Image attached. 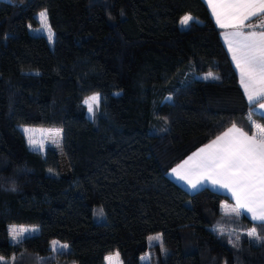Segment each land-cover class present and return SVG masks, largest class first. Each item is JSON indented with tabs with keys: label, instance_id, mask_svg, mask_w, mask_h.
<instances>
[{
	"label": "trees",
	"instance_id": "trees-1",
	"mask_svg": "<svg viewBox=\"0 0 264 264\" xmlns=\"http://www.w3.org/2000/svg\"><path fill=\"white\" fill-rule=\"evenodd\" d=\"M42 11L52 44L29 31ZM220 35L204 0H0V257L37 264L56 240L68 250L42 264H264L260 223L167 177L233 123L253 132ZM21 126L46 129L44 154ZM13 225L38 230L13 244ZM253 227L261 241L237 232Z\"/></svg>",
	"mask_w": 264,
	"mask_h": 264
},
{
	"label": "snow or ice",
	"instance_id": "snow-or-ice-1",
	"mask_svg": "<svg viewBox=\"0 0 264 264\" xmlns=\"http://www.w3.org/2000/svg\"><path fill=\"white\" fill-rule=\"evenodd\" d=\"M211 7L219 28L225 29L222 33L233 63L240 74L241 87L251 107L259 105L264 110V0H207ZM39 18L44 22L45 31L49 42H52L53 33L47 23V13L42 11ZM256 18L259 23L251 21ZM193 20L191 15H184L179 23L182 27H188ZM248 29V30H245ZM204 80H218L219 77L212 71L207 72ZM118 94V93H117ZM171 100V97H167ZM101 97L93 94L84 99L83 104L87 107L90 116H94L100 109ZM254 111H249L248 119L256 131L249 135L248 132L237 127L233 123L226 132L217 136L209 144L198 149L189 156L182 164L177 165L171 171L180 180L185 181L191 189H197L210 183L213 188L226 190L231 194L235 205L230 212L239 217L242 210L250 214L254 222H259L264 227V126L257 125L252 116ZM264 116V111L261 112ZM30 147L35 149L37 141L29 135L33 130L22 128ZM53 137V143L60 146V141L55 139L61 136L59 129L49 130ZM43 150V144L39 145ZM51 171V170H50ZM12 191H15L13 186ZM226 208V205H222ZM103 216V211L99 213ZM35 228L9 227V234L13 241H19L25 233L35 232ZM221 233L223 230H220ZM247 236L261 241L262 237L257 234L256 227L247 232ZM159 235L149 237V240H160ZM240 237L235 241L229 239L234 248L239 247ZM53 251L67 250V244L55 246ZM106 261L110 257L105 258ZM0 264H4V258L0 257ZM37 264H42L38 260Z\"/></svg>",
	"mask_w": 264,
	"mask_h": 264
},
{
	"label": "crops",
	"instance_id": "crops-1",
	"mask_svg": "<svg viewBox=\"0 0 264 264\" xmlns=\"http://www.w3.org/2000/svg\"><path fill=\"white\" fill-rule=\"evenodd\" d=\"M204 2H205V0H204ZM208 10H209V12H210V15H211V17H212V19H213V21H214V23H215V25L217 26V24H216V21H215V18L213 17V15H212V13H211V10L209 9V6H208ZM260 21H259V19H256V18H254L252 21H251V23H253V24H256V23H259ZM218 27V26H217ZM219 28V27H218ZM220 29V31H221V35H220V38H221V41H222V44L224 45V47H225V49H226V51H227V53H228V56H229V59H230V61H231V64H232V66H233V68H234V70H235V72H236V74H237V77H238V82H239V86H240V88H241V90H242V93H243V95H244V97H245V100H246V102L248 103V100H247V98H246V96H245V93H244V90H243V88L241 87V83H240V74H239V71L236 69V67H235V64L233 63V61H232V58H231V54L229 53V51H228V48H227V45L225 44V42H224V39H223V35H222V33L224 32V31H227V30H225V29H221V28H219ZM245 30H248V29H245ZM249 104V103H248ZM252 108V110L251 111H254V113L255 114H257V115H260V116H262L261 115V112L262 111H264V110H261V109H259V105L257 104V105H255L254 107H251ZM264 117V116H263ZM257 125H259L257 122H255ZM232 126H230L229 128H231ZM238 127V126H237ZM229 128H227L224 132H226ZM240 128V127H239ZM243 130V129H242ZM254 131H256V129L253 127V132ZM224 132H222V133H224ZM221 133V134H222ZM220 134V135H221ZM252 134V133H251ZM251 134H249V135H251ZM219 136V135H218ZM216 138V137H215ZM214 138V139H215ZM213 139V140H214ZM211 142V141H210ZM209 142V143H210ZM209 143H207V144H209ZM206 144V145H207ZM205 145H203V146H201V147H199V148H197L196 150H194L193 152H191L188 156H186L179 164H182L189 156H191L194 152H196L198 149H200V148H202V147H204ZM29 150H31V149H29ZM32 151V150H31ZM34 152H36V151H34ZM179 164H177V165H179ZM177 165L176 166H174V167H172L169 171H168V173H167V177L173 182V183H175L176 185H178L180 188H182L184 191H186V192H188V193H194V192H196V191H198V190H200V189H202V188H208L209 190H211V191H214V192H217V193H220V194H223V195H226L228 198H229V200H230V203H223L222 205H226L227 207L226 208H222L221 207V210H222V213L223 214H229V215H232L233 213H231L230 212V209L235 205V201L232 199V197H231V194L230 193H228L226 190H222V189H217V188H213L212 186H211V184L210 183H205V186H203V187H199L198 186V188L197 189H191L190 187H189V185L185 182V181H183V180H180V179H178L177 177H176V175L175 174H173L172 173V169L173 168H176L177 167ZM221 205V206H222ZM241 215H243L244 217H246L248 220H250L252 223H257V224H259V222H254L252 219H251V217H250V214H248V213H245V212H243V210H242V214ZM31 233H33V234H35L36 232H31ZM5 264H9L10 262H11V260H9V259H5Z\"/></svg>",
	"mask_w": 264,
	"mask_h": 264
},
{
	"label": "rangeland",
	"instance_id": "rangeland-1",
	"mask_svg": "<svg viewBox=\"0 0 264 264\" xmlns=\"http://www.w3.org/2000/svg\"><path fill=\"white\" fill-rule=\"evenodd\" d=\"M205 3H206V5H207V7H208L209 4L207 3V0H205ZM209 9L211 10V7H210V6H209ZM211 13H212V10H211ZM213 17H214V16H213ZM36 18H37V20H38V22H39V27H38L37 29H32V28H30V30H29L30 33H31L32 35H35V36H43V37H45V38L47 39V41L49 42L48 34H47V32L45 31V28H44V22L41 21V19L39 18V14L36 15ZM214 18H215V17H214ZM179 21H180V20H179ZM192 21H195V22L199 23V21H197L195 18H193ZM192 21H190V22H192ZM47 23H48V22H47ZM178 27H179V29H181V30H184V29L186 28V27H182V26L180 25L179 22H178ZM52 41H53V39H52ZM49 43H50V42H49ZM50 44H52V42H51ZM204 75H205V74H202V75L199 76L201 80H204V79L202 78ZM206 81H210V80H206ZM84 106H85V105H84ZM85 108H86V115H87V117H88L89 119H92L94 116H90L89 113H88V110H87V107H86V106H85ZM95 114H96V113H95ZM24 127H27V128H30V129L33 130L32 132L29 133V135H32V136L36 139V141H37V147H36L35 149H33L32 147L29 146V144H28V142H27V139H26V136H25L24 132L22 131V128H24ZM19 129H20L21 133L23 134V136H24V138H25V141H26V144H27L28 148L31 149L32 151H36V152H38V153H40V154H44L46 129H45V128H40V127H32V126H21V127H19ZM40 144H43V150H40V148H39V145H40ZM224 216H229V214H224ZM232 216H235V214H232ZM16 227L35 228V229L38 230V228H36V227H28V226H16ZM249 230H250V229L246 230L245 232H242V231H237V232H239L240 235H241L242 233H245V234L247 235V232H248ZM35 232H37V231H35ZM8 233H9V228H8ZM32 234H33V233H31V232H29V233H25L24 236H23L22 238H24V237H26V236H30V235H32ZM155 236H157V235H155ZM152 237H154V236H152ZM22 238H20V239H22ZM9 239H10V242H11V243H13V244L17 243V241H13V240H12L10 234H9ZM252 239H254V238H252ZM54 241H56V240H54ZM160 241H161V239H160V240H149V239H148V243H149V244H152V243H154V242H155V243H159ZM253 241H256V240L254 239ZM52 242H53V241H51V243H50L51 254L48 255V256H45V257L40 258V261H41V262H45V261L52 260V259L55 258L56 253H58V252L63 253V252H66V251L68 250V249H67V250H61V251H53V245H52ZM57 242H58V241H57ZM60 245H62V243L58 242L57 245H56L55 247H56L57 249H59ZM4 261H5V259H4ZM4 264H5V262H4Z\"/></svg>",
	"mask_w": 264,
	"mask_h": 264
}]
</instances>
